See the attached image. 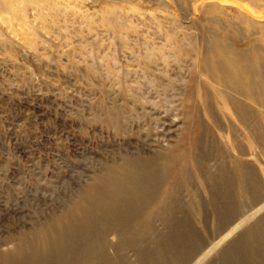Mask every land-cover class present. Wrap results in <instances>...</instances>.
I'll use <instances>...</instances> for the list:
<instances>
[{"label": "rangeland", "instance_id": "374dc122", "mask_svg": "<svg viewBox=\"0 0 264 264\" xmlns=\"http://www.w3.org/2000/svg\"><path fill=\"white\" fill-rule=\"evenodd\" d=\"M217 42L256 68L250 129L218 112L215 89L244 97L205 66ZM261 58L264 0H0V264H264ZM204 84L212 109L197 108L196 130L183 100ZM150 157L162 210L108 214L102 234L104 221L65 232L69 257L36 258L30 241L53 239L121 165ZM232 165L250 171V194Z\"/></svg>", "mask_w": 264, "mask_h": 264}, {"label": "bare ground", "instance_id": "6f19581e", "mask_svg": "<svg viewBox=\"0 0 264 264\" xmlns=\"http://www.w3.org/2000/svg\"><path fill=\"white\" fill-rule=\"evenodd\" d=\"M209 50H210V54L207 57V64H205V66L207 70L210 72L212 78L217 81L223 82V84L227 88L234 91V93L241 94L244 97V99H239L232 94H227L223 96L221 94V90L217 91V89H215L214 101L216 102V104L218 103L219 105L218 112H220L224 116L225 115L229 116V114L230 115L232 114V116H236L237 119L242 121L243 124H245L246 127L250 129V126H252V118H253V109L251 106V100L255 95L256 90H259L262 86V85L255 86V81L253 76L256 73L255 72L256 68L254 67V63H252L250 57L247 54L229 52L230 49L226 48L222 44H218V42L215 44L211 43L209 45ZM229 53L232 54L233 56H229ZM259 62H264V58H261ZM259 74L262 78L261 81L263 83L264 69H260ZM205 86L206 85L204 84L203 85L204 88L203 89L201 88L199 90V94L197 93L194 97L192 98L188 97L183 100L184 114L187 119H190L193 128L196 130L198 128L197 108H199V106L202 105L205 110L204 112H207V114L210 113V110L212 109L209 106V103L206 98L205 93L207 91L205 90L206 89ZM131 89L132 91L135 90L133 88ZM144 92L143 90H141V88H138L135 93L140 94ZM259 93L261 94L260 91ZM133 97H135L134 94ZM227 106H229V109L227 108ZM226 110H228L230 113L227 114ZM193 131L194 130H192L191 132ZM188 138L190 139L191 142L189 146L192 148L193 147L192 143H194L193 140L195 138V132L194 134L189 135ZM179 155L180 152H177L176 154L173 153L170 159L172 160L175 157H179ZM154 161L155 159L150 157V158L142 159L135 163H125L124 165H121L120 170L117 171L118 174L117 175H115L114 173L112 174L111 177L114 178L112 179H108V177L106 178L107 179V184L105 185L106 189L97 192L96 193L97 197H95L93 201L88 203V205L85 208H80V211L77 215H71L70 217L72 220H70L69 217L66 221L62 222L60 225H56L55 228L52 229L51 233H54V230L57 229L56 232L54 233L53 239L48 234L49 238L47 237V235H42L41 239L37 237L36 239L30 241L31 246L36 252L35 253L36 258L45 259V257L49 253H54L56 256H60V257H64V256L69 257L74 252V249H76V245L75 243L66 244V242L69 241V237L64 236L65 232H68L70 237L77 236L84 238V235L82 234L83 230H89L91 232V229L95 227V223L104 221L102 226L100 227L101 229L100 232L102 234L111 224L109 223L110 219L107 217L108 214H112L115 216L117 215L118 217L126 216L125 219H130L129 221L138 222L139 218L134 217V215L137 216L139 214L140 217L141 216L143 217L144 215L143 208L145 207L142 206H147V208L150 209L152 208L153 210L154 209L162 210L164 208L163 205L166 203L167 198H169L170 196L168 197V194L165 195L167 193L165 192L161 196L162 198L160 197L159 200L154 199L160 182L164 180L163 176L157 175ZM183 163L186 162L182 160V163L177 164V166L175 167L171 166V168H176L180 170L183 167ZM231 167L235 175L234 178L236 179L238 178V180H242L244 182L243 185L241 184L240 187H237V191L242 193V195L243 193L250 194L252 192L250 171L246 168L243 170L241 169L236 170L237 167L235 165H232ZM231 173L232 172L230 171V167L229 170L228 169L222 170V173H220L219 175L220 181L225 179L227 180V182H229V179L232 177ZM164 174L168 175L171 174V172L167 171L164 172ZM108 175L110 176V173H108ZM166 180L168 183L167 188L169 186L172 188L173 185H176L175 181L170 176L166 177ZM249 183L251 185H249ZM239 192L238 194L240 195ZM129 200L132 202L136 200V204L135 206H133V208H130L132 206H129L130 203ZM154 211L156 212V210ZM102 215H104L105 218H101ZM70 228H75L74 230H72V232L75 235H72L69 232ZM86 237L90 238L91 234L89 233V235ZM33 253L34 252H30L28 254L33 255ZM35 261L36 260H34L33 263Z\"/></svg>", "mask_w": 264, "mask_h": 264}]
</instances>
